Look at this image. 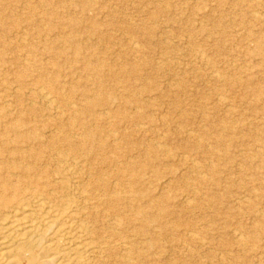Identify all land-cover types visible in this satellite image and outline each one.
Instances as JSON below:
<instances>
[{
    "label": "rangeland",
    "instance_id": "obj_1",
    "mask_svg": "<svg viewBox=\"0 0 264 264\" xmlns=\"http://www.w3.org/2000/svg\"><path fill=\"white\" fill-rule=\"evenodd\" d=\"M96 87L160 203L143 264H264V0H0L4 122L58 119L57 92L82 111Z\"/></svg>",
    "mask_w": 264,
    "mask_h": 264
},
{
    "label": "bare ground",
    "instance_id": "obj_2",
    "mask_svg": "<svg viewBox=\"0 0 264 264\" xmlns=\"http://www.w3.org/2000/svg\"><path fill=\"white\" fill-rule=\"evenodd\" d=\"M94 91L84 90L82 111L56 91L65 109L52 122L0 117V264H143L160 249L159 200L144 202L138 188L148 164L128 161L129 135L106 136L94 110L119 96Z\"/></svg>",
    "mask_w": 264,
    "mask_h": 264
}]
</instances>
